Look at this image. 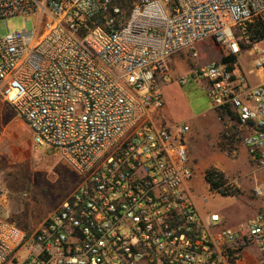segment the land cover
<instances>
[{"label":"built area","instance_id":"1","mask_svg":"<svg viewBox=\"0 0 264 264\" xmlns=\"http://www.w3.org/2000/svg\"><path fill=\"white\" fill-rule=\"evenodd\" d=\"M18 16L36 22L0 37V99L79 182L36 230L0 216V264H264V213L238 228L202 215L187 189L190 127L162 122L177 55L249 52L254 86L238 62L196 74L264 171V0H0V20Z\"/></svg>","mask_w":264,"mask_h":264},{"label":"rangeland","instance_id":"2","mask_svg":"<svg viewBox=\"0 0 264 264\" xmlns=\"http://www.w3.org/2000/svg\"><path fill=\"white\" fill-rule=\"evenodd\" d=\"M28 22L35 25L36 20L23 16L0 20V37L26 29ZM199 52L197 61H192L188 52L174 58L168 81H162V122L190 127L186 139L194 176L187 189L200 213H219L222 226L238 228L257 213H264V171L257 169L247 153L245 130L237 119L214 108L207 83L197 77L198 68L226 57L210 44L201 45ZM237 62L250 85L261 81L249 52L244 51ZM182 79H188L187 84L181 85ZM212 169L224 175L230 195L210 190L205 173ZM78 182L79 175L58 152L34 147L26 122L0 99V216L26 231L36 230ZM259 187L262 195L255 192Z\"/></svg>","mask_w":264,"mask_h":264},{"label":"trees","instance_id":"3","mask_svg":"<svg viewBox=\"0 0 264 264\" xmlns=\"http://www.w3.org/2000/svg\"><path fill=\"white\" fill-rule=\"evenodd\" d=\"M254 33L259 38H264V28L257 27V29L254 30ZM222 62L229 64V69H233V65L237 62V58L236 57L224 58ZM221 114L222 115L227 114L231 116L233 120L237 119L236 114L230 108L224 109L223 111H221ZM205 180L208 182L211 191H215L224 196L230 195V193L228 192L229 188L226 186L227 183H226L225 177L222 173L216 170H213V169L207 170L205 173Z\"/></svg>","mask_w":264,"mask_h":264}]
</instances>
